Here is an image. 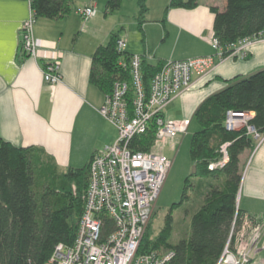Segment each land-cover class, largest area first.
<instances>
[{
	"label": "trees",
	"instance_id": "trees-1",
	"mask_svg": "<svg viewBox=\"0 0 264 264\" xmlns=\"http://www.w3.org/2000/svg\"><path fill=\"white\" fill-rule=\"evenodd\" d=\"M74 1L31 0L30 9L34 18L53 20L69 13ZM146 1L137 0L139 25L148 10ZM197 1L170 0L167 9H191ZM120 2L108 0V10L117 9ZM211 11V38L223 47L264 30V0H224L223 10ZM118 39V33H114L106 44L95 49L89 81L104 95L111 92L115 82H127L126 99L131 107L135 93L132 54L117 48ZM164 61L151 63L140 55L139 74L146 95L153 75ZM224 83L192 115L198 129L191 135L189 151L192 175L200 181L196 186L200 187L201 204L191 215L189 234L175 243L168 241L172 210L187 198L186 179L181 200L168 209L166 224L153 237L147 231L148 224L140 244L141 252L171 251L173 255L167 264H216L228 240H232V230L241 224L242 212L236 198L241 182L239 156L252 150L255 143L245 127L227 130L224 121L227 111L250 112L249 124L257 133L264 134V67ZM152 127L150 124L147 134L134 139L135 149L151 148ZM224 144L227 161L221 167L209 169L210 164L222 159ZM89 162L80 168L60 170L41 149L16 146L0 138V264H44L56 244L73 242L83 211ZM111 229L112 220L104 218L103 236Z\"/></svg>",
	"mask_w": 264,
	"mask_h": 264
},
{
	"label": "crops",
	"instance_id": "crops-1",
	"mask_svg": "<svg viewBox=\"0 0 264 264\" xmlns=\"http://www.w3.org/2000/svg\"><path fill=\"white\" fill-rule=\"evenodd\" d=\"M107 1L75 0L70 12L62 17L35 18L32 34L36 53L24 56L20 29L30 16V4L26 0H0V138L16 146L41 149L60 170L83 167L117 136L116 128L98 112L105 95L89 81L92 56L98 46L118 33L126 42L127 53L144 55L151 63L208 56L214 52L210 44L214 17L211 8H224V0H198L191 9H167L170 0H161V13L157 12L156 29L151 32L146 22L149 0L141 25L137 0H121L119 7L111 11ZM90 4L97 7L94 17L83 20L74 12L75 7ZM107 14L113 17L108 28ZM127 20L129 32L123 29ZM137 23L141 31L144 28L142 36L132 31ZM54 60L60 61L61 80L50 85L44 82L42 70ZM263 67L264 41L254 42L248 46L245 58L227 56L215 60L213 69L204 76L193 75L192 88L180 98L185 99L193 115L204 99L224 87L225 80L247 76ZM252 150L239 156L238 207L254 224H263L264 139ZM262 236L264 241V230ZM258 256L264 259V249Z\"/></svg>",
	"mask_w": 264,
	"mask_h": 264
},
{
	"label": "built area",
	"instance_id": "built-area-1",
	"mask_svg": "<svg viewBox=\"0 0 264 264\" xmlns=\"http://www.w3.org/2000/svg\"><path fill=\"white\" fill-rule=\"evenodd\" d=\"M74 12L86 20L95 16L97 7L95 4L77 6ZM34 20L31 11L20 29V50L27 56L36 53L32 34ZM258 41H264V30L225 47L211 38L214 52L208 56L167 59L153 75L147 95L140 80V55H131L135 91L131 107L126 99L127 82H115L98 112L116 128V139L90 159L83 211L73 242L56 244L44 264H167L173 255L171 251H140L155 203L173 164V159L151 150L158 142L187 134L190 121L165 118L163 109L192 88L193 75L204 76L213 69L215 60L221 61L227 56L245 58L248 46ZM117 48L124 50L126 42L119 38ZM42 77L50 85L57 84L61 80L59 62L46 63ZM234 112L226 113L227 130L245 127L255 138L264 139V134L257 133L249 124L252 113L241 111L235 115ZM150 124L154 133L151 148L135 149L134 139L147 134ZM226 145L221 146L222 159L210 164L209 169L221 167L227 161ZM106 217L112 220L113 229L103 236ZM263 230L264 223L254 224L250 217L242 216L241 224L232 230V240H228L216 264H264V259L258 256L264 249Z\"/></svg>",
	"mask_w": 264,
	"mask_h": 264
},
{
	"label": "rangeland",
	"instance_id": "rangeland-1",
	"mask_svg": "<svg viewBox=\"0 0 264 264\" xmlns=\"http://www.w3.org/2000/svg\"><path fill=\"white\" fill-rule=\"evenodd\" d=\"M160 2L161 0H149L148 2L149 12L146 15L147 18L146 22H149L148 26L150 27L148 29L149 31L151 30V32H153L156 29L155 22L157 20L156 18L157 12L159 13V15L161 13V11L159 10L161 7ZM164 8L162 9V12L164 11ZM100 9H103L102 5H100ZM112 18L113 17H110L107 14V20H106L108 24L106 26L107 28L112 24L111 21ZM136 22L137 20L134 19V23ZM123 23H124L123 29L129 32L130 30L128 29V26L130 24L129 20L124 21ZM132 31H136L142 36V31H144V28L142 27V31H141L137 23L135 26V30ZM55 61L59 62L60 65L59 60H55ZM184 100L185 99H183L182 97L181 98L178 97L177 99H174L168 106H166L163 109V115L165 116V118H171L176 121L188 119L190 121V125L187 134L185 135L179 134L172 140L158 142L151 150L154 153H160L169 157L170 159H173V164L167 174L166 180L163 184L161 192L155 203L154 211L149 222L147 231L150 237L155 236V234H157L159 230L166 224L168 209L173 203H177L181 200L182 193L184 190L185 180L186 179L189 180V187L186 189L187 198L182 201L181 205H178L172 210V219H171L172 232L168 239V241L171 243H175L178 240L187 237L190 231L191 215L201 204L200 187L196 186L197 183L200 181H199V177L192 175V165H191L190 151H189L191 135L198 129V126L196 124V121L192 117L191 108L185 106ZM252 137L254 139V143L256 146L260 140L258 138H255L254 135ZM253 152L254 150H252V156H253ZM251 157L248 158L244 166L243 176L245 169L249 166V161ZM241 189H242V185L240 188V193H241ZM236 198L238 204L239 193L237 194ZM242 216L244 218L245 214H242ZM158 251L161 250L158 249Z\"/></svg>",
	"mask_w": 264,
	"mask_h": 264
},
{
	"label": "water",
	"instance_id": "water-1",
	"mask_svg": "<svg viewBox=\"0 0 264 264\" xmlns=\"http://www.w3.org/2000/svg\"><path fill=\"white\" fill-rule=\"evenodd\" d=\"M241 111H235L234 113H235V115L237 114V113H240ZM192 171L194 172V168L192 169Z\"/></svg>",
	"mask_w": 264,
	"mask_h": 264
}]
</instances>
